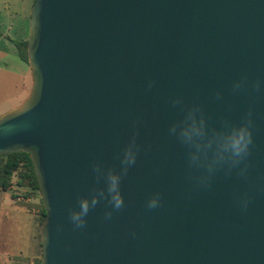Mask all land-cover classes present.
Returning <instances> with one entry per match:
<instances>
[{
	"label": "water",
	"instance_id": "obj_1",
	"mask_svg": "<svg viewBox=\"0 0 264 264\" xmlns=\"http://www.w3.org/2000/svg\"><path fill=\"white\" fill-rule=\"evenodd\" d=\"M27 41L32 86L0 117V155L32 160L39 264H264V0H35ZM193 106L209 132L251 110L246 176L189 179L170 128ZM134 134L124 207L105 220L101 200L75 229L69 210L104 186L93 164L119 171Z\"/></svg>",
	"mask_w": 264,
	"mask_h": 264
},
{
	"label": "clouds",
	"instance_id": "obj_2",
	"mask_svg": "<svg viewBox=\"0 0 264 264\" xmlns=\"http://www.w3.org/2000/svg\"><path fill=\"white\" fill-rule=\"evenodd\" d=\"M244 81L234 84V89L242 87ZM151 82L149 87H151ZM254 87L259 90L260 82ZM220 94L217 93V98ZM174 100L173 103H179ZM251 110L238 125L224 121L221 129H213L209 132L206 120L198 106L190 108L183 120L173 124L170 133L177 136L178 140L188 149V163L192 170L189 179L199 185L208 186L212 175L225 169L226 174H231L232 169L238 168V175L246 176L248 171L247 159L251 154L253 143ZM139 146L134 134L128 145L123 149L120 157L119 171L114 168L104 169L100 164H93L96 184L101 180L103 187L93 186L89 195L78 197V208L69 210L68 219L75 229L86 225L88 213L94 209L101 200H105L110 209L105 212V220H111L114 211H120L124 207V197L121 192V181L128 174L130 167L136 163ZM242 165V166H241ZM248 200H242V207L247 208ZM149 210L160 206V194L152 195L146 204Z\"/></svg>",
	"mask_w": 264,
	"mask_h": 264
},
{
	"label": "crops",
	"instance_id": "obj_3",
	"mask_svg": "<svg viewBox=\"0 0 264 264\" xmlns=\"http://www.w3.org/2000/svg\"><path fill=\"white\" fill-rule=\"evenodd\" d=\"M34 2L0 0V63L8 76L6 84L23 90L20 104L29 94L32 80L31 68L23 64L15 42L28 40ZM16 107L3 110L0 116ZM34 229L37 227L25 207L16 205L9 191L0 192V264H34L38 245Z\"/></svg>",
	"mask_w": 264,
	"mask_h": 264
},
{
	"label": "trees",
	"instance_id": "obj_4",
	"mask_svg": "<svg viewBox=\"0 0 264 264\" xmlns=\"http://www.w3.org/2000/svg\"><path fill=\"white\" fill-rule=\"evenodd\" d=\"M19 57L28 61V41L15 42ZM13 186L25 190L24 197L36 196L40 204V228L45 219V209L40 197V187L30 155L24 152L0 155V192L11 190ZM13 199L18 196L13 194ZM41 239V237H40ZM42 255V241H41ZM34 259V264L40 263V257Z\"/></svg>",
	"mask_w": 264,
	"mask_h": 264
},
{
	"label": "rangeland",
	"instance_id": "obj_5",
	"mask_svg": "<svg viewBox=\"0 0 264 264\" xmlns=\"http://www.w3.org/2000/svg\"><path fill=\"white\" fill-rule=\"evenodd\" d=\"M23 64L25 65V67L28 66L24 62H23ZM7 80H8V76L3 70V64L0 63V113H2L3 110L8 109L9 107L16 106V105L18 107L19 105H21L20 104V101L22 99L21 95H23V92H21V91H23V90H21V89L20 90H16V88L14 86L9 87L6 84ZM19 80L20 79L18 77V81H17L18 84H19ZM24 95H26L25 92H24ZM9 194L11 196L13 194L18 196L16 199H14L15 204L18 205V206L25 207L28 216H30V218L33 220L34 228L37 227V229H34V236H35V239H37V242H38L35 255H36V257H39L41 255V246H40V244H41V239H40V204H39V199L36 196H32L31 198H25L24 197L25 190L18 189L16 186H13L11 188V190H9Z\"/></svg>",
	"mask_w": 264,
	"mask_h": 264
},
{
	"label": "built area",
	"instance_id": "obj_6",
	"mask_svg": "<svg viewBox=\"0 0 264 264\" xmlns=\"http://www.w3.org/2000/svg\"><path fill=\"white\" fill-rule=\"evenodd\" d=\"M20 199V198H19Z\"/></svg>",
	"mask_w": 264,
	"mask_h": 264
}]
</instances>
